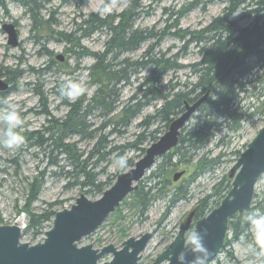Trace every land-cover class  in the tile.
Instances as JSON below:
<instances>
[{
	"label": "rangeland",
	"instance_id": "374dc122",
	"mask_svg": "<svg viewBox=\"0 0 264 264\" xmlns=\"http://www.w3.org/2000/svg\"><path fill=\"white\" fill-rule=\"evenodd\" d=\"M128 1L51 0L50 3L44 4L39 12L35 10L38 23L33 20L32 11L18 2L8 1L9 12L0 9V67L4 79L13 77L10 83L13 89L0 97V101L9 100L20 112L24 121L23 127L19 130L22 135L41 131L49 125L50 119H62L66 116L69 110L67 102L70 101L59 94L58 87L62 80L84 76L87 88L82 95L88 98L94 90L89 83L87 69L95 61L89 56L82 57L81 49L72 43L57 40L56 33L64 32L73 40L79 39L82 47L92 52L105 53L111 31L109 28L102 27L92 30L94 24L85 22L90 19L91 14H96L101 19L117 15L125 9ZM257 1L260 0H246L245 4L237 6L232 12V3H238L239 0H140L141 6L137 9L136 17L132 21V29L142 31L145 35L153 32V36L141 42L138 49L119 53L116 61L119 63L124 59L139 60L153 45L155 53L161 52L165 58L170 59L176 56L180 64L178 69L171 70L164 76L162 86L170 87V84H178V88H182L187 82L195 81L194 69L191 66L201 58L195 43L189 44L188 48L184 49L187 38L180 39L176 35L178 30L189 29L196 32L207 27L217 17L231 12L229 20L237 23L239 28L250 26L252 19L246 18L244 14L254 8L253 4ZM185 8L189 10L181 15ZM7 22L16 23L20 43L18 47L8 44V34L3 30ZM40 22H44L48 29L38 30ZM176 23L178 26L175 25ZM67 49L69 52H66ZM57 55H62L64 60L60 62ZM112 56L113 54L110 58ZM128 71L129 80L122 82L117 89L120 108L128 104L134 95L139 99L142 98L144 77L149 74V71L143 68H131ZM263 73L264 70L258 76L262 78ZM251 80L253 78L249 77L248 81ZM240 100L242 106L244 105L253 117H246L241 130L237 134L226 135L223 141L221 139L225 136L224 131L216 133L217 136L205 151L214 155L221 154V162L213 173L203 174L191 183L190 192L185 199L173 204L168 196L164 197L163 193L158 192L155 195L157 187H154L158 181L166 182L163 177L156 178V175L158 166L167 162L168 157L159 158L140 181L143 191L152 188L151 193L155 195L149 201L148 208L142 212L139 207L136 208L133 205L135 201L133 197L125 198L117 207L118 209H115L92 235L83 237L78 245H92L93 248L100 249L112 244L119 249L128 237L138 238L143 233L151 232L152 239L142 253L139 264H153L161 252L168 249L175 240L185 217L192 214L189 213L192 207L214 191V185L230 173L232 166L240 158V154L248 143L264 127V81H253L249 84L245 93L240 94ZM161 102L155 101L145 105L141 113L126 128L122 127L118 129L120 133H114L108 137L110 145L123 146L126 143H134L140 134L147 135L153 130H157L158 136L163 135L168 127L160 123L158 119L149 126L145 123L148 116H152L162 105ZM91 118L89 121L94 125L92 128L100 126L103 121L94 116ZM4 130L5 124L0 120V136L3 135ZM47 135L46 133L45 137ZM35 138L28 140L25 137V143L18 149L8 150L0 145V226H21L23 232L21 242L31 244H38L46 238V233L53 226L54 219L36 231L30 227L29 214L23 212L26 208L36 215L48 211L51 206L55 212H59L70 209V206L80 197L79 195L84 193L81 190L82 185H68L73 177L64 173L72 170L73 167L67 162L66 156L57 149V145H49L51 142L40 144L38 143L40 139ZM65 141L75 143L78 152H89L90 147L95 143V140H81L79 136H69ZM35 142H37L36 145ZM138 154L136 149L126 150L123 153L127 159H136ZM86 156L87 154L84 155ZM113 157L114 155L110 156L108 160L101 162L97 168L93 169L101 180L119 174L121 169L112 164ZM176 161L177 158H174L173 162ZM51 162H57V166ZM91 167L92 165L89 169ZM179 170L189 172V169L184 166H180ZM187 172L180 182L188 178ZM173 175L171 174L170 179L167 178V180L172 181ZM36 176L43 177V187L36 201L28 206L30 184ZM172 183L175 182L172 181ZM255 188L251 210L264 211V173ZM86 196L90 200L99 198ZM193 228L194 225L188 231ZM228 234L227 247L217 256V259L208 264H252L251 259L245 256V245L250 239L249 228L242 234H238L237 238L232 232ZM112 258V253H108L99 262L106 263Z\"/></svg>",
	"mask_w": 264,
	"mask_h": 264
},
{
	"label": "trees",
	"instance_id": "16d2710c",
	"mask_svg": "<svg viewBox=\"0 0 264 264\" xmlns=\"http://www.w3.org/2000/svg\"><path fill=\"white\" fill-rule=\"evenodd\" d=\"M5 1L0 0V7L5 8ZM12 1L29 8L33 13V20L38 23L35 18V10L39 12L40 8L44 4L50 3L51 0ZM62 1L72 2V0ZM245 1L239 0L238 3H232V12L239 3ZM253 5L255 7L246 14V17L252 18L250 26L239 28L233 22L228 23L227 19L232 14L231 12L226 13V16L217 17L207 27L196 32L189 29L178 30L176 35L180 39L187 38L184 49H187L189 44L195 43L199 48L198 53L201 58L200 61L191 66L194 69L195 81H189L179 89H176L174 84H170V87L162 86L164 76L169 71L180 67L178 58L176 56L174 59L165 58L161 52L155 53L153 45L139 60L128 61L124 59L119 63L116 61L119 53L136 50L141 42L153 36V32L145 35L142 31L132 29V21L136 17L137 9L141 6L140 0L128 1L125 10L117 16H106V19H101L96 14H91L90 19L85 22L86 24L90 22L94 24L92 30L102 27L109 28L111 31L105 53L92 52L83 48L79 39L73 40L64 32H57L60 41L64 40L75 44L81 49L82 57L90 56L95 61L88 68L89 83L94 90L88 98L81 95L74 102H67L69 110L64 118L50 119L49 125L45 126L43 130L24 133L23 135L28 140H33L34 137L39 138L42 142L39 141L40 144L45 142L56 144L57 149L66 156L67 162L73 167L72 170L64 173L73 177L68 185H82L81 190L86 195L97 198L102 196L104 190L113 185L120 173L134 167L136 159L145 154L146 144L153 143L159 138L157 130H153L147 135L140 134L134 143L111 146L108 137L114 133H120L118 129L126 128L141 113L145 105L155 101H162V105L155 110L152 116H148L145 123L149 126L158 119L164 126L169 127V124L184 111L187 103H193L200 96L209 93L198 114L192 117V122L189 121L188 126L180 131L177 146L169 152L168 156H162L168 157V161L163 162L157 168L156 178L163 177L166 182L158 181L154 188L161 184L156 190L163 193L164 197L168 196L172 203L186 198L190 192L191 183L203 174L213 173L216 166L221 162V154L214 155L205 151L217 136L216 133L224 131L225 136L221 139L223 141L226 135L237 134L241 130L246 117H253V114L248 113L245 106H242L240 100V94L245 93L249 84L253 81H264V76L262 78L258 76L264 70V0L254 2ZM187 10L189 8H185L180 14L182 15ZM117 19L118 22H116ZM40 29L48 28L44 22H40L38 30ZM66 52L69 50L67 49ZM111 54L113 56L110 58ZM131 68H143L149 71L143 81L142 93L144 94L140 99L134 95L128 104L117 109L120 108L118 86L129 80L130 73L128 70ZM249 77L253 80L248 81ZM10 88L13 89L12 86ZM92 116L103 120L100 126L92 128L93 123L89 121ZM46 133L48 135L45 137ZM69 136H79L81 140H95V143L90 147L89 152H78L75 143L65 141ZM36 144L37 142H35ZM134 149L139 153L137 158L127 159V168L120 170L116 176H108L101 180L98 173L93 171L101 162L108 160L110 156L123 155L126 150ZM119 151L121 152L117 153ZM85 154H87L86 157H84ZM174 158H177L176 162H173ZM51 163L57 166V162ZM90 165L92 167L89 169ZM180 166L189 169L188 178L180 183H172V181L167 180V178L170 179L171 174L179 170ZM140 181L138 188L132 195L135 200L133 205L136 208H141V211L144 212L148 208L149 201L155 195L150 193L152 188L143 191L140 187ZM43 183V177L39 176H36L31 182L28 206L36 201ZM231 185L232 179L229 174H226L214 185V191L211 194L196 203L194 220L203 217L213 205L220 204L230 191ZM52 207L37 215L26 208L23 212L29 214L30 227L38 231L44 224L52 220L56 214ZM242 215L237 214L228 222V233L232 232L235 238L248 229V226L242 222Z\"/></svg>",
	"mask_w": 264,
	"mask_h": 264
},
{
	"label": "water",
	"instance_id": "95a60500",
	"mask_svg": "<svg viewBox=\"0 0 264 264\" xmlns=\"http://www.w3.org/2000/svg\"><path fill=\"white\" fill-rule=\"evenodd\" d=\"M3 30L8 34V44L18 47L20 43L16 25L7 22ZM57 59L60 62L64 60L62 55H58ZM8 89L9 83L0 78V91ZM208 95L209 93L193 104L187 103L184 111L169 124L168 130L156 142L147 146L145 154L137 159L135 166L120 173L100 198L90 200L81 193L70 209L57 212L53 226L42 242L21 243L23 232L19 225L0 226V264H100L99 260L108 253H112L113 258L101 264H138L139 254L145 250L152 238L150 232L138 238L129 237L119 249L112 244L100 249L93 248L92 245L78 246V242L97 230L125 197L137 189L138 181L156 164L157 158L168 154L177 146L180 131ZM240 156L230 171V177L234 179L231 191L210 216L196 225L197 229H208L206 243L213 252L209 261L215 258L223 246L229 228L228 221L252 206L255 186L264 173V127L248 143ZM184 173L185 171L176 173L173 181L177 182ZM192 216L193 213L187 221H191ZM187 223L189 222L182 225L175 240L168 249L161 252L153 264H161L164 261L176 264L175 259H171V253L178 252L183 247V234L189 226Z\"/></svg>",
	"mask_w": 264,
	"mask_h": 264
},
{
	"label": "clouds",
	"instance_id": "9594fccd",
	"mask_svg": "<svg viewBox=\"0 0 264 264\" xmlns=\"http://www.w3.org/2000/svg\"><path fill=\"white\" fill-rule=\"evenodd\" d=\"M103 11V10H101ZM87 88L84 76L64 79L58 87L59 94L68 101H75ZM0 120L5 124V130L0 136V145L8 150L18 149L25 143V137L20 133L24 121L15 105L7 99L0 101ZM112 164L118 169H125L128 160L124 155H115ZM242 222L250 231V239L245 247L246 258L252 264H264V211L260 209L246 210L242 215ZM208 229L193 228L183 234V247L178 252L171 253V259L176 264H208L213 255L207 246Z\"/></svg>",
	"mask_w": 264,
	"mask_h": 264
},
{
	"label": "bare ground",
	"instance_id": "6f19581e",
	"mask_svg": "<svg viewBox=\"0 0 264 264\" xmlns=\"http://www.w3.org/2000/svg\"><path fill=\"white\" fill-rule=\"evenodd\" d=\"M8 1H9V0H6V1H5V4H4L5 8L0 7L1 10H4L5 12H9V10H8V5H7V4H8ZM39 1H40V0H39ZM129 1H130V0H129ZM241 4H245V3H244V2L239 3L238 7H239ZM126 7H127V6H126ZM126 7H125V8H126ZM247 7H249V6H247ZM124 10H125V9H124ZM124 10H123V11H124ZM123 11H122V12H123ZM122 12H121V13H122ZM117 15H118V14H117ZM117 15H115V16H117ZM225 16H226V14H225ZM229 18H230V16L228 17L227 22H228V23H229V22H233V21L229 20ZM116 22H118V19L116 20ZM12 23H14V22H12ZM233 23H234V22H233ZM14 24H16V23H14ZM234 24L236 25L237 23H234ZM236 26H237V25H236ZM82 33H83V32H82ZM56 36H57V33H56ZM57 39L61 40L58 36H57ZM74 46H75V44H74ZM57 56H58V55H57ZM89 57H90V56H89ZM87 71H88V69H87ZM88 74H89V73H88ZM2 76H3V71H2V68L0 67V78L4 79ZM12 78H13V77H10V76H9V78H8L7 80H6V79H4V80L7 81V82L9 83V82H12V81H13ZM175 86H176V89H179V88H178V84H176ZM179 87H180V85H179ZM180 88H181V87H180ZM206 94H207V93H206ZM206 94H204V95H206ZM204 95L200 96L199 98L203 97ZM208 96H209V95H208ZM199 98L196 99L193 103H195L196 101H198ZM207 98H208V97H207ZM206 100H207V99H206ZM206 100H205V101H206ZM205 101H203V103L199 106V108L194 112V114L192 115V117L198 114L199 109L202 107V105L205 103ZM193 103H192V104H193ZM117 109H121V108H117ZM192 117H191V119H192ZM191 119H189V121H190ZM189 121H188V123H189ZM188 123H187V124H188ZM187 124H186V126H187ZM186 126H185V127H186ZM49 145H54V144H52V142H51ZM261 177H262V176H261ZM231 179H232V183H233V180H234V179H233V178H231ZM259 180H260V179H259ZM158 185L161 186V184H158ZM157 187H158V186H157ZM137 188H138V186H137ZM231 188H232V185H231ZM231 188H230V191H231ZM104 191H105V190H104ZM104 191H103V192H104ZM135 191H136V190H135ZM133 192H134V191L130 192L129 195H127L125 198H127V197H129V196L132 197ZM150 193H151V192H150ZM154 193H155V195H156V194H158V191L156 190ZM228 193H229V192H228ZM83 194L86 195L85 192H84ZM102 194H103V193H102ZM102 194H101V195H102ZM151 194H152V193H151ZM226 196H227V195H226ZM89 199H90V198H89ZM183 199H185V198H183ZM224 199H225V198H224ZM124 200H125V199H124ZM124 200H123V201H124ZM219 200H221V199H219ZM179 201H180V200H179ZM253 201H254V200H253ZM222 202H223V199L221 200L220 204H221ZM171 203H172V202H171ZM175 203H176V202H175ZM173 204H174V203H173ZM220 204H218L217 206H219ZM195 205H196V204H195ZM195 205L192 207V210L189 212V213H193V216H192L191 221H187V220H189V219H188L189 216H190V214H189L188 216L185 217V221L181 224V225H183V224H185L186 222H189V223H187L189 226H188V229L185 231V233H186V232H187V231H188L193 225H194V228H196L197 223H198L200 220H202V219L207 218L208 216H210V215L213 213L214 209L217 207V206L213 205L212 208H211V210L208 211L203 217H201V218L198 219V220H194V215H195V213H194V207H196ZM118 207H119V206H118ZM116 209H117V208H116ZM140 210H141V208H140ZM56 213H57V212H56ZM239 214H240V213H239ZM55 215H56V214H55ZM55 215H54V217H55ZM110 215H111V214H110ZM54 217H53L52 219H54ZM53 221H54V220H53ZM193 221H195V222L193 223ZM228 222H229V221H228ZM100 226H101V225H100ZM100 226H99V227H100ZM20 227H21V226H20ZM181 227H182V226H181ZM181 227H180V230H181ZM180 230H179V231H180ZM95 231H96V230H95ZM95 231H93V233H94ZM179 231H178V232H179ZM93 233H91V234H89V235H92ZM146 233H149V232H146ZM150 233H151V232H150ZM143 234H144V233H143ZM143 234H141V235H143ZM151 234H152V233H151ZM177 234H178V233H177ZM177 234H176V237H177ZM226 234H227V235H226V237H227V236L229 235V234H228V231H227ZM89 235H88V236H89ZM141 235H140V236H141ZM140 236H139V237H140ZM151 237H152V236H151ZM128 238H129V237H128ZM128 238H127V239H128ZM151 239H152V238H151ZM151 239H150V240H151ZM150 240H149V241H150ZM124 242H125V241H124ZM124 242H123V243H124ZM227 242H228V240H226V238H225V240H224V242H223V246H222V247L220 248V250L216 253V256H215V258H214L213 260L217 259V256H218L221 252H223V251L225 250V248L227 247ZM78 243H79V242H78ZM123 243H122V244H123ZM148 244H149V243H148ZM148 244H147V245H148ZM78 246H80V245H78ZM105 246H106V245H105ZM121 247H122V246H121ZM146 247H147V246H146ZM97 249H98V248H97ZM146 249H147V248H145V250H146ZM145 250H144V251H145ZM165 250H166V249H165ZM144 251H142V252L139 254V255H140V258L138 259L139 261H140V259H141V257H142V253H143ZM162 252H163V251H162ZM104 256H105V255H104ZM104 256H103V257H104ZM103 257H102V258H103ZM213 260H211V261H213ZM211 261H209L208 263H210ZM164 262H167V264H168V261H164ZM153 263H154V262H153ZM162 263H163V262H162ZM162 263H161V264H162ZM138 264H139V262H138Z\"/></svg>",
	"mask_w": 264,
	"mask_h": 264
},
{
	"label": "flooded vegetation",
	"instance_id": "af4514ba",
	"mask_svg": "<svg viewBox=\"0 0 264 264\" xmlns=\"http://www.w3.org/2000/svg\"><path fill=\"white\" fill-rule=\"evenodd\" d=\"M247 13H245L244 15H246ZM246 18H249V17H246ZM252 19V18H251ZM11 82H9V90L8 91H0L1 95L0 97H3L4 95H6L10 90H12L10 87H11ZM13 87V86H12Z\"/></svg>",
	"mask_w": 264,
	"mask_h": 264
}]
</instances>
